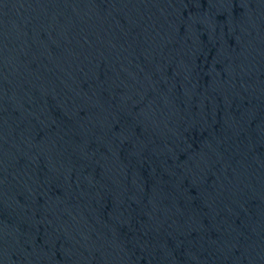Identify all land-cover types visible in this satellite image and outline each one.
<instances>
[{"label": "water", "instance_id": "1", "mask_svg": "<svg viewBox=\"0 0 264 264\" xmlns=\"http://www.w3.org/2000/svg\"><path fill=\"white\" fill-rule=\"evenodd\" d=\"M0 264H264V0H0Z\"/></svg>", "mask_w": 264, "mask_h": 264}]
</instances>
